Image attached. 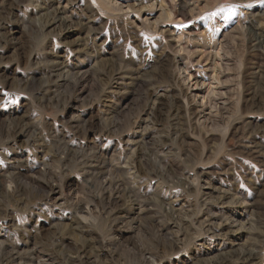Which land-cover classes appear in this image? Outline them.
I'll use <instances>...</instances> for the list:
<instances>
[{"label": "rangeland", "instance_id": "obj_1", "mask_svg": "<svg viewBox=\"0 0 264 264\" xmlns=\"http://www.w3.org/2000/svg\"><path fill=\"white\" fill-rule=\"evenodd\" d=\"M220 263L264 264V0H0V264Z\"/></svg>", "mask_w": 264, "mask_h": 264}, {"label": "bare ground", "instance_id": "obj_2", "mask_svg": "<svg viewBox=\"0 0 264 264\" xmlns=\"http://www.w3.org/2000/svg\"><path fill=\"white\" fill-rule=\"evenodd\" d=\"M254 37V36H253ZM262 43V42H261ZM254 250L253 249H248V250H246V251H242V254H243V257L242 258H244L246 261H250V262H253V260H254ZM230 254V253H229ZM220 264H222V263H220Z\"/></svg>", "mask_w": 264, "mask_h": 264}]
</instances>
